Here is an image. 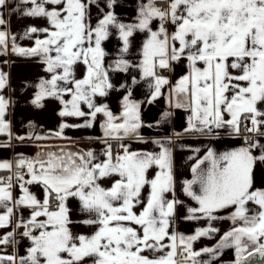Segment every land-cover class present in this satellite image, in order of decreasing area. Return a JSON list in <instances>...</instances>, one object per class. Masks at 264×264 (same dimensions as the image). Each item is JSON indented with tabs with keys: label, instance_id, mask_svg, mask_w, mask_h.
<instances>
[{
	"label": "snow or ice",
	"instance_id": "6c2138e0",
	"mask_svg": "<svg viewBox=\"0 0 264 264\" xmlns=\"http://www.w3.org/2000/svg\"><path fill=\"white\" fill-rule=\"evenodd\" d=\"M103 2L104 7L98 0H19L12 12L23 6V16L47 22L24 30L20 39L35 36L31 47L19 46L15 35L0 30V54H6L11 41L13 53L38 57L50 74L32 85L30 103L43 108L46 100L55 99L61 105L57 130L14 135L5 119L10 101L0 95V134L9 142L68 139L65 129L91 128L98 117L104 118L103 137L98 138L104 146L102 158L93 149L44 151L48 146L37 145L35 156L18 153L11 161L0 160V171L8 173L0 176V229H12L0 234V264H87L89 259L92 264H210L200 259L202 254L215 258L224 248L235 249L232 264L264 258V186L256 183V169L264 165V143L257 139L264 137V0H141L131 23L117 16V0ZM9 3L0 0V26L6 24L2 10ZM93 5L98 9L94 25ZM113 30L122 44L121 55L114 66H106L102 45ZM137 32L146 39L139 62L133 64L123 54ZM182 63L184 73L171 84L164 73ZM79 65L84 70L77 78ZM131 68L138 70L139 80L133 76L130 84L120 85L126 93L119 113L98 103L97 97H107L114 88L109 71L126 73ZM140 81L148 82V104L171 84L169 104L190 113L185 134L218 136L225 130L239 137L243 121L252 125H243L251 135H245L240 146L220 153L209 147L202 157H195L191 178L182 182L183 193L195 206L186 208L184 219H207L209 226L190 235L172 228L177 206L183 205L175 195L174 141L152 140L159 151L132 150L123 142H149L140 135L145 127L143 101L133 98V87ZM6 86L7 73L0 71V90ZM170 115L165 111L161 119ZM70 117L83 122L70 124ZM28 127L35 125L29 121ZM110 141H118L120 150L114 152ZM32 185L39 187L42 197L31 191ZM70 200H76L84 214L79 223L95 226L91 235L74 234ZM22 209L30 210L27 219ZM222 209H234L228 219L235 226L214 246L196 250L194 242L218 231L211 221ZM21 228L20 237L29 242L23 254L17 249ZM145 251L163 254L149 256Z\"/></svg>",
	"mask_w": 264,
	"mask_h": 264
},
{
	"label": "crops",
	"instance_id": "0c3cea01",
	"mask_svg": "<svg viewBox=\"0 0 264 264\" xmlns=\"http://www.w3.org/2000/svg\"><path fill=\"white\" fill-rule=\"evenodd\" d=\"M19 0H10L9 6L3 9L4 19L6 24L0 26V30H5L15 35L16 43L21 47H31L34 43L33 39H20L23 35L26 27L35 25L39 27L47 26L46 20L42 18L25 17L21 14V11L12 12L11 9L16 7ZM141 0H117L115 12L117 16L125 23H131L135 20L137 7ZM100 7H104L103 0H98ZM98 15V9L95 5L91 7V22L93 25L96 22ZM157 23L153 24L155 28ZM146 39L144 33H134L131 38L132 43L129 51L123 54L124 57L130 60L133 64H137L140 59V49L143 41ZM107 53L105 57L106 66H114V61L118 58L121 42L118 39V35L113 30V34L109 39L103 42L102 45ZM83 65H79L77 68V78L83 73ZM183 63L175 66L173 72H165L168 76L171 84L184 73ZM0 71L7 73V86L0 90V95H3L10 101L5 119L10 122L11 131L14 135H25L29 131H33L37 134L48 133L49 131H55L58 129V125L61 123L62 118L58 115L61 105L55 99H48L44 102L43 108H36L30 101L35 91L34 85L38 82L40 77L50 78V74L44 71V65L38 57H26L13 53L11 51V41L8 45V51L6 54H0ZM136 76L139 80L138 70L135 68L129 69L128 72L109 71V78L114 85V88L109 91L107 97H97L98 103H107L110 108L115 112L120 111V101L123 95L126 93L125 89L120 88L121 84L131 83V78ZM166 86L162 91L163 95L157 98L152 104L147 103V97L150 94L147 81H140V83L133 87V98L139 101H143L142 104V119L145 123V127L140 130V135L144 136L149 142L138 143L135 139L125 138L123 141L126 144H130L132 150H148L159 151V146L152 144L154 139L171 138L174 141L173 156H174V175L176 179V198L183 201V205L177 206L176 216L174 218L172 228L185 235L194 233L196 228L208 227L209 221L207 219L201 220H185L184 216L187 215L186 208L188 206H195V202L192 201L183 193L182 182L184 179L191 178V165L195 162V157H202L207 148H213L217 153L229 151L235 147L244 143L243 137L249 135L243 131L239 137L230 136L227 131L220 130L219 135H200L196 133L185 134L184 129L187 127V117L190 115L184 108H176L169 104L168 96L169 89L171 87ZM180 101H183V97H178ZM173 100V103L176 102ZM85 110H87L85 108ZM168 111L171 115L165 119H161L163 113ZM103 116L98 117L94 126L91 128H67L64 130L65 137L68 139H43L38 141H25L21 143L15 139L9 142V137L6 134H0V143H10L8 147H0V160H13L18 153H23L28 156H35L40 149L37 145H45L44 151H56L60 147L70 149L72 151H81L93 149L98 156H101L103 151V144L100 139L103 137V132L100 127V123L103 121ZM29 121L33 122L34 128H29ZM159 121V123H157ZM67 122L70 124L82 123V119L67 118ZM147 125H152L148 127ZM175 133H180V136H176ZM257 139L264 143V137H257ZM113 144L114 152L119 151L118 141H110ZM183 146V147H182ZM199 148L200 151L194 152L192 149ZM192 156L193 159L189 160L188 157ZM102 158V156H101ZM155 169L150 170L149 175H154ZM5 171H0V176L7 175ZM105 186H110L108 180L102 182ZM256 183L257 186H264V165H258L256 169ZM31 191L37 193L42 197V193L38 186H30ZM14 194L18 195L19 190L14 188ZM144 195H147V189L144 191ZM168 198H172V194L168 195ZM69 206L72 208V219L75 223L72 225L74 234L91 235L96 229L95 226L83 225L79 223L84 218V214L79 211L78 202L76 200H70ZM250 209H255V205L250 204ZM234 209H222L215 215L219 217L216 220L211 221V226L218 229L216 233L210 234L208 237H201L194 242V248L199 250L203 247H212L224 234V232L230 230L235 225L233 221L228 219L231 212ZM139 211V207H137ZM23 218L27 219L30 215L29 209H22ZM11 228L0 229V234L5 231H11ZM23 229L17 230V239L20 240V244L17 245L18 251L21 254L24 253V249L29 245L26 239H22L19 235ZM8 251H11L9 248ZM145 255H160L163 253H153L145 251ZM200 259L209 260L210 264H232L235 259L234 248H224L219 250V255L215 258L210 257L209 254H202ZM87 264H92V260L89 259ZM248 264H264V258L259 256L253 257Z\"/></svg>",
	"mask_w": 264,
	"mask_h": 264
},
{
	"label": "built area",
	"instance_id": "2783aa9c",
	"mask_svg": "<svg viewBox=\"0 0 264 264\" xmlns=\"http://www.w3.org/2000/svg\"><path fill=\"white\" fill-rule=\"evenodd\" d=\"M242 124L243 125L244 124H247V127H251L252 126L251 123L250 122H247V121H243ZM248 134L251 135L250 133H248Z\"/></svg>",
	"mask_w": 264,
	"mask_h": 264
}]
</instances>
